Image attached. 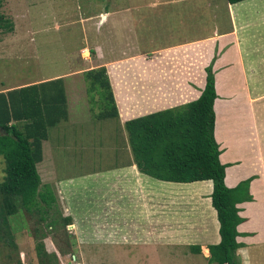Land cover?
Segmentation results:
<instances>
[{"label":"crops","instance_id":"0c3cea01","mask_svg":"<svg viewBox=\"0 0 264 264\" xmlns=\"http://www.w3.org/2000/svg\"><path fill=\"white\" fill-rule=\"evenodd\" d=\"M163 2L169 7L154 6ZM99 16L103 19L96 24L99 32L109 24L106 38L87 46L85 41L69 56L70 75L105 69L118 115L114 119L124 129L128 157L121 166L111 167L99 176L101 184L70 188L57 181L54 160L46 156V144L52 149L53 142H57L48 134L42 143L43 160L37 165L40 179L38 170L49 166L50 180H54L66 205L74 206L68 202L73 195L82 201L81 211L87 214L86 226L92 233L85 237L102 240L104 249L115 248L109 255L118 256V264H128L137 255H144L147 262L148 254L158 255V246L172 247L175 254L195 256L199 264H210L208 246L220 242L217 213L210 198L212 182H165L140 172L124 125L196 101L205 88L206 69L211 65L216 94L214 139L219 162L226 166L224 184L234 189L251 179L250 200L236 205L242 218L237 226L240 246L236 256L240 264H264V0L237 4L228 0H154L150 10H105ZM214 19L216 23L208 27ZM84 50L89 55L81 60ZM100 56L106 58L104 62ZM76 63L86 70H75ZM65 77L41 78L27 86L62 79L65 87ZM66 97L68 119L61 123H68L76 112L69 93ZM86 103L90 117L98 119L100 110L96 113L94 105ZM121 206H131L135 212L127 209L128 218L118 215ZM68 216L72 219L68 226L75 225L79 230L76 225L81 222L74 214ZM77 233L68 237L73 247L83 243L82 234ZM15 239L17 256L5 264H36L30 258L28 261L32 254L30 238ZM25 243L31 249L22 248ZM44 244L48 254L54 253L49 240ZM193 246L200 247L201 253H192Z\"/></svg>","mask_w":264,"mask_h":264},{"label":"rangeland","instance_id":"374dc122","mask_svg":"<svg viewBox=\"0 0 264 264\" xmlns=\"http://www.w3.org/2000/svg\"><path fill=\"white\" fill-rule=\"evenodd\" d=\"M153 1L0 0V21L2 24L0 29V91L27 86L38 82V79L41 78L47 79L55 75H66L64 78L65 90L66 93H69L71 105L77 113L73 112L72 119L68 123H61L48 130L49 137L57 142H53L55 144H52V149L47 148L48 144L44 148L46 156H51L54 160L55 177L60 185L78 189L92 183L101 184L102 180H99V176L103 177V174L111 167L121 166L126 161L125 158L128 157L127 151L124 149L126 146L125 132L118 121L115 119H93L87 112L86 102L94 105L96 113L102 107L96 104L97 102L90 100V97L96 98L98 95L95 96L96 93L88 91V82L84 78V74L70 75L69 56L84 46L85 41L87 46L88 43L105 40L109 24H105L99 32L96 24L101 20L100 13L105 10H150ZM154 6L160 9L169 7L164 2ZM213 23H216L215 19L208 22V27ZM84 51L81 54V60H85L83 57L89 55L86 50ZM100 59L104 62L106 58L100 56ZM75 66L77 68L75 70L81 73L86 70V68L81 67L80 63H76ZM76 88L78 92H76ZM78 110H80V115ZM4 167L3 162L0 164V182L4 178ZM38 171L41 179L51 185L58 205L57 207L46 208L44 204H40L39 211L27 212L19 209L16 214L8 216L7 220L12 236L7 231L8 228L6 231L2 230L0 222V230L3 231L0 234V263L5 264L7 260L17 256V254L14 255L16 236L25 241L30 238L32 254L28 255V261L30 258L36 264L40 260L36 257L35 246L37 242H42V240L43 244L49 240L54 245V253L51 255L56 256L61 264L62 262L66 264L70 260L69 256H74L79 264H118V256L109 255L115 252V248L104 249L105 242L102 240L94 241L91 238L92 241L85 237L87 234H90L89 237H91L92 233L86 226L87 214L81 211L82 201L75 195L69 199L66 196L68 202L74 204V206H67L64 196L59 195L54 180H50L51 177L48 174L52 170L49 169V166L46 165ZM76 189L74 191H77ZM59 190L61 192L60 188ZM119 204L121 205V202ZM127 209L135 212L131 206L128 208L121 206L117 214L128 218ZM60 212L64 216L74 214L75 218L81 222L76 225L79 230L75 228V225L67 226L65 234L76 236L77 232H80L83 243H78L73 247L72 239L70 240L61 232V224L52 227L53 229L49 227V222L54 218L57 219ZM42 218L45 221L41 220ZM102 227H104L103 224ZM87 242L89 244L94 243L96 246L90 247L86 244ZM22 248L31 249L26 243L24 246L22 245ZM156 248L158 255L148 254L149 260L147 262L143 260L144 255H137L134 260L131 259L133 256L128 255L131 261L127 263H201L198 257L188 255L184 258L182 254H175L172 247L158 246ZM179 251L183 253L182 249Z\"/></svg>","mask_w":264,"mask_h":264},{"label":"trees","instance_id":"16d2710c","mask_svg":"<svg viewBox=\"0 0 264 264\" xmlns=\"http://www.w3.org/2000/svg\"><path fill=\"white\" fill-rule=\"evenodd\" d=\"M243 1L246 0H228L230 4ZM206 73L205 88L196 101L176 110L131 120L124 127L140 172L165 182H212L210 198L217 213L220 242L208 246V262L240 264L236 256L240 244L236 238L242 218L236 205L250 200L251 179L234 189L224 184L226 166L219 162L220 152L214 139L216 94L211 65ZM84 78L88 82V91L99 96L97 100L89 96L102 107L98 119L117 118L105 69L88 71ZM67 119V97L62 79L0 93V157L5 165L4 178L0 182V226L3 231L7 228L11 231L7 217L19 209L39 211L40 204L46 208L57 207L51 185L41 183L37 165L43 160L42 143L48 139V130ZM41 220L45 221L44 218ZM71 223V217L60 212L48 225L53 229L61 224V232L69 237L65 229ZM190 250L194 254L201 253L200 247L193 246ZM35 254L40 260L38 264H61L56 256L46 252L43 240L37 242Z\"/></svg>","mask_w":264,"mask_h":264},{"label":"built area","instance_id":"2783aa9c","mask_svg":"<svg viewBox=\"0 0 264 264\" xmlns=\"http://www.w3.org/2000/svg\"><path fill=\"white\" fill-rule=\"evenodd\" d=\"M69 257H70V260L68 258L69 261L66 262V264H79L78 262H76L77 259L74 256H69ZM62 264H63V262H62Z\"/></svg>","mask_w":264,"mask_h":264},{"label":"water","instance_id":"95a60500","mask_svg":"<svg viewBox=\"0 0 264 264\" xmlns=\"http://www.w3.org/2000/svg\"><path fill=\"white\" fill-rule=\"evenodd\" d=\"M103 19H101V21H102Z\"/></svg>","mask_w":264,"mask_h":264}]
</instances>
